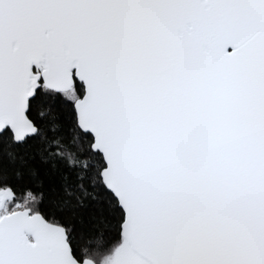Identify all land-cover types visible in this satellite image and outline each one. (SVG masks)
<instances>
[{
	"label": "snow or ice",
	"instance_id": "6c2138e0",
	"mask_svg": "<svg viewBox=\"0 0 264 264\" xmlns=\"http://www.w3.org/2000/svg\"><path fill=\"white\" fill-rule=\"evenodd\" d=\"M0 264H264V0H0Z\"/></svg>",
	"mask_w": 264,
	"mask_h": 264
}]
</instances>
